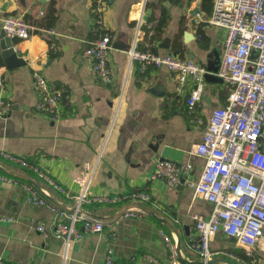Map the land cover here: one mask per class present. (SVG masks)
<instances>
[{
    "label": "crops",
    "instance_id": "1",
    "mask_svg": "<svg viewBox=\"0 0 264 264\" xmlns=\"http://www.w3.org/2000/svg\"><path fill=\"white\" fill-rule=\"evenodd\" d=\"M212 1L109 0L102 10L101 28L93 31L92 0H0V33L6 14L22 15L33 26L27 38L0 36V76L5 98L12 103L0 116V151L39 163L66 189L60 192L0 154V169L33 185L50 203H33L20 183L0 180V216L12 217L0 219V258L5 264H105L107 246L119 264H171L168 242L182 263H201L191 215H207L211 203L195 197L192 186L168 184L152 178V172L158 157L191 162L194 179L203 165V158L189 150L201 140L212 108L222 105L228 93V85L214 74L225 29L207 19ZM164 12L167 18L160 26ZM48 14H53L51 22ZM48 28L54 32L48 34ZM154 31L157 38L150 42ZM98 33L111 39L110 82L92 72L84 55L88 41ZM164 42L168 46H162ZM130 46L172 52L201 63L205 86L194 109L185 103L190 80L180 85L165 67L130 60ZM34 71L61 91L59 117L35 110ZM85 162L95 163L89 196L116 193L121 196L118 201L87 198L78 205L79 189L72 179ZM140 191L148 198L139 197ZM51 206L77 208L101 220L103 228L83 233L65 248L62 238L35 228L38 220L47 227L58 220ZM128 208L141 212L118 216ZM77 224L81 226V221ZM210 248L213 264H227L222 259L264 264L263 247L247 255L223 231L214 235Z\"/></svg>",
    "mask_w": 264,
    "mask_h": 264
},
{
    "label": "built area",
    "instance_id": "2",
    "mask_svg": "<svg viewBox=\"0 0 264 264\" xmlns=\"http://www.w3.org/2000/svg\"><path fill=\"white\" fill-rule=\"evenodd\" d=\"M109 0H92L91 11L95 13L93 31L102 26V10ZM211 24L222 26L225 35L222 53L216 74L228 85V93L222 105L212 108L204 126L202 138L189 150L204 162L196 179L191 177L192 163L156 158L152 178H162L168 184L180 182L193 187V195L211 203L207 215L193 213L191 216L198 235L197 253L203 264L213 251L210 241L218 231L235 239L237 245L249 255L256 247L264 248V0H213L207 17ZM1 28L10 38H27L32 33L30 25L22 15L6 14L1 19ZM48 34L54 29L48 28ZM53 47V45H51ZM112 48L107 33L95 34L85 46L84 55L89 59L92 72L106 82L112 80L109 53ZM130 60L139 64L165 67L172 72L180 85L191 81L185 98L186 106L193 110L199 103L205 86V67L189 57L175 53H158L149 48L127 49ZM32 85L37 95L35 110L60 116L62 93L52 88L46 78L34 71ZM5 85L0 76V116L5 115L12 103L5 98ZM197 122H201L197 119ZM2 157L27 168L42 178L48 185L66 192L62 184L39 163H31L8 151H0ZM95 163L85 162L80 172L72 179L78 187L77 201L89 198L95 202H116L121 196L116 193H96L89 196ZM0 180L20 183L10 173L0 169ZM33 203L50 205L46 197L30 183L21 182ZM45 194H47L44 191ZM148 198L144 191L137 193ZM58 220L49 227L38 220L35 228L44 235L52 233L63 239L67 248L72 239L83 233H98L103 222L83 215L77 208L70 211L51 206ZM140 208H128L119 217H134ZM11 216H0L10 220ZM81 221V226H78ZM169 245L171 264H184ZM112 248L106 247L105 264L113 261ZM150 260L158 263L153 257ZM0 264H5L0 258ZM247 264H254V260Z\"/></svg>",
    "mask_w": 264,
    "mask_h": 264
},
{
    "label": "trees",
    "instance_id": "3",
    "mask_svg": "<svg viewBox=\"0 0 264 264\" xmlns=\"http://www.w3.org/2000/svg\"><path fill=\"white\" fill-rule=\"evenodd\" d=\"M52 18H53V14H48V20L51 22V20H52ZM166 18H167V16H166V13L164 12V13H162V16H161V18H160V20H159V24H160V26L162 25H164V23H165V20H166ZM163 30V29H162ZM162 30H161V27H160V30H158V32L160 31V32H162ZM157 32L156 31H154L153 33H152V35L150 36V42H152L153 40H155L156 38H157ZM149 49H151V50H153L152 48H149ZM177 50V49H176Z\"/></svg>",
    "mask_w": 264,
    "mask_h": 264
},
{
    "label": "water",
    "instance_id": "4",
    "mask_svg": "<svg viewBox=\"0 0 264 264\" xmlns=\"http://www.w3.org/2000/svg\"><path fill=\"white\" fill-rule=\"evenodd\" d=\"M2 35H5L4 31L2 30L1 33H0V36ZM167 40V39H165ZM162 46H168V43L164 42V43H161ZM216 70L217 68L214 69V74H216ZM210 76V75H209ZM218 76V75H217ZM219 77V76H218ZM220 78V77H219ZM221 79V78H220ZM224 262H226L227 264H235L234 262L230 261V260H225V259H222ZM207 263H210V264H213V260L210 259ZM200 264H203V261H201Z\"/></svg>",
    "mask_w": 264,
    "mask_h": 264
}]
</instances>
